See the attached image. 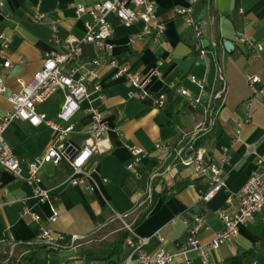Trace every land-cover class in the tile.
Listing matches in <instances>:
<instances>
[{"label": "crops", "instance_id": "obj_1", "mask_svg": "<svg viewBox=\"0 0 264 264\" xmlns=\"http://www.w3.org/2000/svg\"><path fill=\"white\" fill-rule=\"evenodd\" d=\"M99 1L103 0H5L4 11H0V33L13 35L11 48L5 54L12 67L5 72L7 91L0 95V117L11 109L10 96L21 90L22 83L33 79L42 68L45 54L52 50L50 26L48 22L35 24L34 11L40 9L49 21H56L62 39L80 38L84 26L75 4L89 6ZM155 1L157 15L166 24L161 45L142 37V23L126 27L115 15L109 16L115 29L113 56L117 62L131 72L144 75L157 69L161 78L151 81L149 97L130 99L131 88L124 80L113 81V70L108 66L98 68L106 96L100 107L109 127H118L122 132V137L114 131L107 134L112 150L99 159L96 171L99 189L88 193L70 186L67 183L70 168L65 164L46 165L42 170L43 187L57 198L59 219L48 224L53 244L40 241L38 224L24 214L28 209L43 220L51 216L49 204L39 203L33 197V187L26 182L28 164L50 144L51 131L20 120L6 131L5 140L21 161L23 172L21 177H16L0 167V264H86L87 249L121 235L119 229L104 236L103 227L117 216L127 217L125 223L130 225L144 205H151L152 210L136 225L134 233L140 238H151L146 246L148 253L164 249L174 255L171 264H201L196 250H182L188 239V223L195 215H205L206 229L199 234L204 244L211 242L223 228L217 212L235 207L236 201L228 203L229 196L239 192L257 169L254 148L264 157V101L247 82L248 76H258L264 82V0H198L195 17L202 22L204 57H200L193 28L184 25L176 14L185 5L184 0ZM241 38L257 41L261 50L259 58L249 57L240 44ZM226 41L233 44L229 51L224 47ZM84 55L93 57V47L85 46ZM158 62L162 63L160 67ZM190 75L206 82L203 102L199 105L170 87L175 83L198 95V88L188 79ZM223 84L226 92L216 123L213 128L199 132L209 120L206 106ZM160 94L167 96L162 110L154 105ZM247 101L253 105L251 122L243 126V142L234 144L233 138L245 118ZM62 104V96L56 94L38 110L55 119ZM88 105V101L83 102L76 120L78 135L73 139L79 145L90 123ZM194 134L203 139L199 148L206 150L208 162L218 161L229 149L230 161L223 168L227 190L206 204L200 203V191L206 189V184L194 169L178 165L170 149L155 148L160 141L179 145L185 137L187 144ZM127 146L148 153L136 173L127 170L132 162ZM104 178L106 183L102 182ZM150 185L153 196L146 199ZM156 234L164 241L160 242ZM126 254L123 244L119 259ZM211 258L214 264H264V209L255 215L252 223L241 227L238 238L212 251Z\"/></svg>", "mask_w": 264, "mask_h": 264}, {"label": "built area", "instance_id": "obj_2", "mask_svg": "<svg viewBox=\"0 0 264 264\" xmlns=\"http://www.w3.org/2000/svg\"><path fill=\"white\" fill-rule=\"evenodd\" d=\"M184 2L185 5L179 7L176 14L184 25L193 28L200 57H204L202 22L195 17L198 0H184ZM156 6L155 0H103L89 6L75 4L78 18L83 20V35L80 38L68 36L65 39L59 35L58 23L49 21L45 12L36 9L32 14L35 24L48 22L51 30L52 50L45 54L42 68L33 79L30 82L22 83L21 90L10 96L11 109L0 117V167L16 177H21L23 172L21 161L13 154L5 140L6 131L15 121L26 122L35 128L45 126L51 131L50 144L41 155L35 157L28 164L26 179V182L34 189L33 197L39 203L50 206L51 216L47 220H43L28 209L24 211V214L30 215L32 220L38 224L42 242L48 244L55 242L48 224H55L59 219L57 198L42 185L43 168L46 165L59 167L65 164L70 168L67 183L73 187H80L88 193H94L100 186V181L96 176L99 159L108 155L112 150L107 134L109 131H114L122 137L120 128L111 129L109 127L105 113L100 107V104L105 103L106 96L99 82L98 68L108 66L113 70L111 77L113 81L124 80L131 88L128 93L130 99L149 97L151 81L153 78H161L157 69L144 75L140 72H131L127 67L117 62L113 56L115 29L109 16L115 15L126 27L142 23V37H148L154 45H161L166 35V24L158 17ZM4 8L5 0H0V11L3 12ZM12 43V34L0 33V95L7 91L5 72L12 67V63L5 54L10 50ZM240 44L245 47L249 57H260L261 50L256 40L241 38ZM87 45L94 49V56L91 58H86L84 55V47ZM213 47L217 48V44H213ZM161 65L162 63L158 62V67ZM188 79L198 88V95H194L185 87L175 83L170 87L193 104L199 105L203 102L206 82L193 75H190ZM247 82L254 90L255 95L264 101L262 79L258 76H248ZM225 92L226 86L223 84L207 104L206 114L209 120L204 128H200L199 132H205L215 125L217 115L224 103ZM56 94L62 96L63 104L59 108L56 118L51 119L46 113L40 112L38 107ZM85 101H88L89 104L87 113L90 123L83 134V142L79 145L74 141L73 136L78 135L76 120ZM166 101V94L158 95L154 100L155 108L162 110ZM252 106L251 101L244 104L245 118L233 138L234 144L243 142L242 129L245 124L251 122ZM197 134H194L187 144L185 137L179 145L175 146L170 141H160L155 144V148L170 149L178 165L194 169L206 184V189L200 191V203L206 204L219 193L227 190V175L223 168L230 161L229 149L225 150L224 155L218 161L208 162L206 150L194 147ZM127 148L132 156V162L127 170L130 173H136L137 166L148 156V153L136 146H127ZM188 151L191 153L187 154ZM253 153L257 158V169L239 192L229 196L228 203L234 204L236 201L235 207L217 212L223 223V228L216 233L214 239L206 244L199 239V234L203 229H206L204 214L195 215L193 220L188 223V239L182 250H196L201 264H214L211 252L238 238L241 227L252 223L255 220V215L264 209V157L258 155L255 148ZM102 182L106 183L107 179H102ZM152 196L153 188L150 185L145 193V198L151 199ZM117 218L124 223V228L128 232L124 241V247L127 250L125 258L119 259L115 263L105 260L90 261L86 264H171L173 262L174 255L164 249L148 253L146 246L150 243L151 238L137 237L133 227L125 223L124 217L117 216ZM174 222L175 219L172 220V223ZM156 236L160 242L164 241L162 236L158 234ZM65 264L76 263L67 262Z\"/></svg>", "mask_w": 264, "mask_h": 264}, {"label": "trees", "instance_id": "obj_3", "mask_svg": "<svg viewBox=\"0 0 264 264\" xmlns=\"http://www.w3.org/2000/svg\"><path fill=\"white\" fill-rule=\"evenodd\" d=\"M196 138L194 143V147L197 149L199 146L203 145V139ZM107 208V206H105ZM152 206L144 205L143 208L140 210V214L135 218L130 220V225L133 229L136 227L137 224L142 222L146 216L151 212ZM124 220H127V217H124ZM120 219L113 218L112 222L105 225L101 231L104 236H107L110 233H114L121 229V235H115L112 241H102L101 246L89 248L85 251V257L87 261H109L111 263H115L119 260L123 244L125 239L128 236V232L124 230V226H120L118 228H114L116 223H120ZM100 233V234H101Z\"/></svg>", "mask_w": 264, "mask_h": 264}, {"label": "water", "instance_id": "obj_4", "mask_svg": "<svg viewBox=\"0 0 264 264\" xmlns=\"http://www.w3.org/2000/svg\"><path fill=\"white\" fill-rule=\"evenodd\" d=\"M224 47L229 51L231 48H233V44L230 41H226L224 43Z\"/></svg>", "mask_w": 264, "mask_h": 264}, {"label": "rangeland", "instance_id": "obj_5", "mask_svg": "<svg viewBox=\"0 0 264 264\" xmlns=\"http://www.w3.org/2000/svg\"><path fill=\"white\" fill-rule=\"evenodd\" d=\"M120 226H124V224L122 223V221H120V223H116V224L114 225V228H118V227H120ZM110 240H113V238H111ZM10 264H16V263H10Z\"/></svg>", "mask_w": 264, "mask_h": 264}]
</instances>
